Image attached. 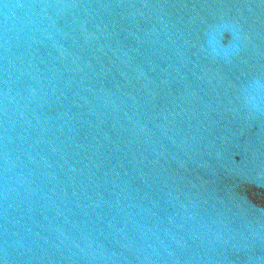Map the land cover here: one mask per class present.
Here are the masks:
<instances>
[{"label":"water","instance_id":"1","mask_svg":"<svg viewBox=\"0 0 264 264\" xmlns=\"http://www.w3.org/2000/svg\"><path fill=\"white\" fill-rule=\"evenodd\" d=\"M0 264H264V0H0Z\"/></svg>","mask_w":264,"mask_h":264}]
</instances>
